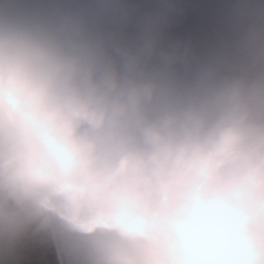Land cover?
Returning a JSON list of instances; mask_svg holds the SVG:
<instances>
[{"label": "clouds", "instance_id": "1", "mask_svg": "<svg viewBox=\"0 0 264 264\" xmlns=\"http://www.w3.org/2000/svg\"><path fill=\"white\" fill-rule=\"evenodd\" d=\"M0 264H264V0H0Z\"/></svg>", "mask_w": 264, "mask_h": 264}]
</instances>
